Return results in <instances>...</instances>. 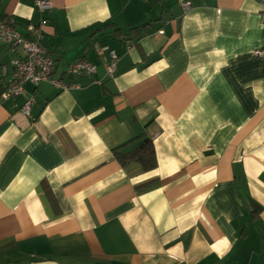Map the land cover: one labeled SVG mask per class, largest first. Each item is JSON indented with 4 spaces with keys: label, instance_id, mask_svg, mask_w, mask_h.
<instances>
[{
    "label": "crops",
    "instance_id": "crops-1",
    "mask_svg": "<svg viewBox=\"0 0 264 264\" xmlns=\"http://www.w3.org/2000/svg\"><path fill=\"white\" fill-rule=\"evenodd\" d=\"M35 1L0 14L40 30L52 76L77 87L0 96V264H264V6ZM95 42L119 55L112 78ZM19 54L0 41L6 81ZM80 58L93 74L67 73ZM140 136L154 166H122L114 149Z\"/></svg>",
    "mask_w": 264,
    "mask_h": 264
},
{
    "label": "built area",
    "instance_id": "built-area-1",
    "mask_svg": "<svg viewBox=\"0 0 264 264\" xmlns=\"http://www.w3.org/2000/svg\"><path fill=\"white\" fill-rule=\"evenodd\" d=\"M264 6V0H258ZM183 11L190 8V0H181ZM36 8L40 11H47L51 7L49 0H36ZM262 22H264V12L260 14ZM45 19H42L39 25H44ZM28 36L23 37L13 26V18H1L0 16V41L8 44L12 48L21 47V54L9 60L11 67L10 84L1 94V98H9L23 94L24 84L29 82L33 86L38 85L42 81H48L59 89H70L77 87L52 76L54 59L47 53L41 44V31L35 29L34 26L28 25ZM94 49L102 54L106 52L104 59V73L107 78H112L116 70V64L119 59L118 53L108 46L95 42ZM130 47V46H128ZM254 56L264 55V49H254ZM96 70V65L87 59H78L68 65L67 73L70 75H90ZM34 103V95L30 94L20 106L23 114H28L32 104Z\"/></svg>",
    "mask_w": 264,
    "mask_h": 264
},
{
    "label": "trees",
    "instance_id": "trees-1",
    "mask_svg": "<svg viewBox=\"0 0 264 264\" xmlns=\"http://www.w3.org/2000/svg\"><path fill=\"white\" fill-rule=\"evenodd\" d=\"M1 18L8 19L9 15L0 14ZM13 26L15 28V21L13 19ZM136 30V28L130 29V31ZM120 30L115 28L112 31V36H119ZM28 36V34H27ZM26 36V37H27ZM10 84L9 81H6L4 77H0V96L6 87ZM133 141L138 140L137 144L130 148L127 151H122L121 149L125 147L126 144L119 146L114 149V154L116 159L120 162L122 166H127L131 162L138 163L143 170L150 169L155 164V155L152 142L143 136L132 139Z\"/></svg>",
    "mask_w": 264,
    "mask_h": 264
},
{
    "label": "rangeland",
    "instance_id": "rangeland-1",
    "mask_svg": "<svg viewBox=\"0 0 264 264\" xmlns=\"http://www.w3.org/2000/svg\"><path fill=\"white\" fill-rule=\"evenodd\" d=\"M27 83H29V82H27ZM26 84V83H25Z\"/></svg>",
    "mask_w": 264,
    "mask_h": 264
}]
</instances>
